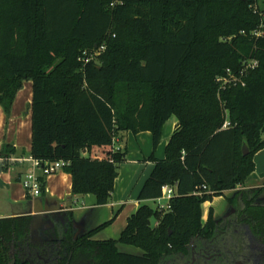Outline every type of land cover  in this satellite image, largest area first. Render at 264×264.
Wrapping results in <instances>:
<instances>
[{
  "label": "trees",
  "instance_id": "1",
  "mask_svg": "<svg viewBox=\"0 0 264 264\" xmlns=\"http://www.w3.org/2000/svg\"><path fill=\"white\" fill-rule=\"evenodd\" d=\"M257 3L0 0V105L9 114L23 81L31 80L32 157L68 161L72 194H92L103 205L127 154L114 147L116 138L148 131L153 152L146 160L153 167L137 199L152 200L162 185L176 184L169 210L139 205L117 239H90L109 220L63 243L68 250L80 249L98 264H158L195 236L214 233L213 211L203 222L201 205L225 191L264 241V203L256 202L257 190L236 189L264 147V6ZM250 59L258 63L244 85L221 87L218 76L226 69L238 74ZM171 116L177 129L157 159ZM9 147L1 153L9 155ZM203 184L206 191L191 194ZM30 221L0 219V264H26L12 263L9 251L26 244ZM119 243L140 252L121 251Z\"/></svg>",
  "mask_w": 264,
  "mask_h": 264
},
{
  "label": "crops",
  "instance_id": "2",
  "mask_svg": "<svg viewBox=\"0 0 264 264\" xmlns=\"http://www.w3.org/2000/svg\"><path fill=\"white\" fill-rule=\"evenodd\" d=\"M31 102L32 82L31 80H25L22 87L16 92L9 114H6L0 105V219L31 216L35 211L41 210L42 207L46 210L58 207L62 216L67 217L74 225L79 224L80 237L86 235L95 226L110 220L108 225L96 232L90 239H117L119 236L112 238L107 235L108 232H118L120 235L126 225L127 218L136 211L140 202L144 201L137 199V195L147 177L135 183L133 189L128 193V197L125 196L129 188V182H124V177H127L129 181L134 172L138 175L143 163L144 165L147 163L148 167H153V163L146 160V156L151 153L152 137L150 132L143 131L133 134L127 131L116 138L114 147L125 148L128 160L120 164L118 177L115 179L114 190L110 197L112 199L108 203L96 205L95 198L90 197L88 194H72L71 175L64 169L42 177L43 188L41 194L31 196L21 184L24 174L32 169L29 160L32 157ZM176 129L177 119L175 116H171L163 124L161 140L155 149L156 151L154 150L155 158H164L165 146ZM4 145L13 148L7 156L1 153ZM253 161L254 170L246 178L244 184L236 189L257 190L256 202L264 203V147L254 154ZM125 165H128L127 168ZM36 172L40 174L38 169ZM226 192L230 195L232 191H225L223 195ZM229 206L230 204L227 202L225 209ZM222 213H213V216ZM207 216L208 213L205 219L202 217L203 222L206 221ZM117 224V228H114ZM102 231L106 232L105 237L97 236ZM31 237L33 238L30 235L29 226L26 244L17 245L9 251V259L12 263L15 259L30 263H33L35 259L36 263H39L44 258L39 253L43 250L46 252V249L49 250L52 258L57 255L55 248L57 246H54L57 243L56 241L45 246L44 242L51 240L49 236L41 238V236L37 237L35 235L36 241H43L39 245H34ZM66 237L70 240V243H73L70 233Z\"/></svg>",
  "mask_w": 264,
  "mask_h": 264
},
{
  "label": "flooded vegetation",
  "instance_id": "3",
  "mask_svg": "<svg viewBox=\"0 0 264 264\" xmlns=\"http://www.w3.org/2000/svg\"><path fill=\"white\" fill-rule=\"evenodd\" d=\"M215 231L209 237L195 236L181 253L162 258L158 264H264V241L261 236L250 231L248 225L242 222L238 210L229 206L221 215L214 217ZM79 225V224H78ZM64 216L58 215V222L47 231H40L41 238L49 236L51 240L44 242L45 246L56 241V256L52 258L49 250L41 251L39 263L26 264H98L85 256L80 249H67L63 243H70L66 237L69 233L73 243L80 237V227ZM33 236V235H32ZM34 245L43 241H36L31 237ZM49 242V243H48ZM38 243V244H37ZM63 246V247H62ZM36 253V252H35ZM38 254V253H37ZM34 257V256H33ZM54 259V261H53Z\"/></svg>",
  "mask_w": 264,
  "mask_h": 264
},
{
  "label": "built area",
  "instance_id": "4",
  "mask_svg": "<svg viewBox=\"0 0 264 264\" xmlns=\"http://www.w3.org/2000/svg\"><path fill=\"white\" fill-rule=\"evenodd\" d=\"M256 8V7H255ZM255 35H259L260 31H255ZM103 48V46L101 47ZM256 59H250L244 62L243 68L238 72V74L232 73L230 69H226V73L223 76H218L216 80L220 82L221 87H224L226 84L232 85H244L243 77L247 73V71L251 68L257 66ZM229 125L227 120L224 121L222 127L225 128ZM32 169L24 174L21 179V184L23 188L31 195V196H39L42 191V177H46L50 174H53L59 170L64 169L65 166L68 165V161L63 159H58L52 162L44 161L35 157L29 158ZM40 171V174L36 172V170ZM176 184L173 185L165 184L161 187L160 195L154 199L155 207L158 211L164 212L171 208V198L176 195ZM207 190L206 185H201L196 188L191 194L200 195L202 192ZM162 200L164 202H162ZM157 221L153 222V226L157 225Z\"/></svg>",
  "mask_w": 264,
  "mask_h": 264
},
{
  "label": "rangeland",
  "instance_id": "5",
  "mask_svg": "<svg viewBox=\"0 0 264 264\" xmlns=\"http://www.w3.org/2000/svg\"><path fill=\"white\" fill-rule=\"evenodd\" d=\"M257 6L260 8V7L264 6V4H262V2L260 0H258ZM257 6H255V7H257ZM151 143H152V141H151ZM134 144L138 146V144H136L135 142H134ZM150 149H151V153H152L153 152V145L152 144L150 145ZM148 157L149 156H146V159ZM125 159L126 160H124L122 163H125V161L128 160V158L126 156H125ZM140 164H141V162H140ZM127 166H126V168H127ZM151 169H152L151 166L148 167L147 166V163L145 165L143 163L141 169L139 170L138 175L134 172L133 177L129 181L127 180V177H124L125 179L123 178L124 179V182L125 181L129 182L128 183L129 188H128L127 192H126V196L125 197H128L129 196L128 193L133 189V187L135 186V183L136 182L141 181V180H144L149 175ZM119 170H120V165H119V168H118V172H119ZM88 195L90 197H94L92 194H88ZM228 195L229 194L226 192L225 195L214 196L212 198V200L206 201V202L202 203V205H201V211H202V217H203V219H205L206 214L210 211V209H212L213 213H222L225 210V208H226V203H227L226 196H228ZM162 202H164V201L162 200ZM142 204H146V205H149L151 207H155V202H153L152 200H144V201H141L140 202V205H142ZM117 226H118V224L115 225L114 228H117ZM105 235H106V232L105 231H102V232L98 233L97 236H99V237H105ZM107 235H109L112 238H117L119 236L118 232H108ZM118 247H119V249L121 251H125V252H130V253H139L140 252V249H138V248H136L134 246H131V245H126V244L119 243L118 244Z\"/></svg>",
  "mask_w": 264,
  "mask_h": 264
},
{
  "label": "water",
  "instance_id": "6",
  "mask_svg": "<svg viewBox=\"0 0 264 264\" xmlns=\"http://www.w3.org/2000/svg\"><path fill=\"white\" fill-rule=\"evenodd\" d=\"M242 153L243 155H246L248 153V147L245 143L242 146ZM59 210L60 209L58 207L48 210L42 207L41 210L35 211L34 214L30 216V235H36L37 237H39L40 231L45 229V231H47L48 233L50 230H52V227H54L58 222V215L62 216ZM45 237H47V234L45 235Z\"/></svg>",
  "mask_w": 264,
  "mask_h": 264
}]
</instances>
